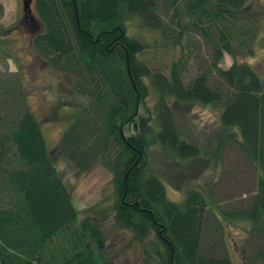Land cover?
Returning <instances> with one entry per match:
<instances>
[{"label":"trees","instance_id":"16d2710c","mask_svg":"<svg viewBox=\"0 0 264 264\" xmlns=\"http://www.w3.org/2000/svg\"><path fill=\"white\" fill-rule=\"evenodd\" d=\"M252 1L35 0L43 27L36 54L69 75L71 94L91 107L76 106L60 147L80 169L100 161L113 172L116 223L138 241L155 237L158 247L146 251L151 264H236L221 222L212 225L213 188L209 201L188 188L182 202H172L148 167L155 144L182 160L200 156L195 142L180 137L173 104L211 105L221 111V127L237 131L219 140L216 153L239 146L260 174L250 199L220 215L248 221L264 237V82L245 60L255 56L260 25ZM133 18L181 48L168 71L140 59L144 46L127 32ZM225 55L233 58L227 69ZM152 95L153 108L140 115ZM125 126L136 133L125 136ZM105 249L100 229L79 220L21 76L0 70V264H114ZM247 249L238 264H264L263 249Z\"/></svg>","mask_w":264,"mask_h":264},{"label":"rangeland","instance_id":"374dc122","mask_svg":"<svg viewBox=\"0 0 264 264\" xmlns=\"http://www.w3.org/2000/svg\"><path fill=\"white\" fill-rule=\"evenodd\" d=\"M22 6L21 0H0V70L21 76L28 107L40 122L47 147L71 193L79 220H89L103 234L106 246L104 258L114 264H151L146 251L151 250V244L158 245L155 237L138 241L131 231L122 229L116 223L113 172L100 161H92L88 168L80 169L61 149L65 132L77 119L74 115L76 106L80 105L82 109L91 107L71 94L73 82L69 75L52 68L36 52L28 49L26 41L18 38V33L8 32L20 17ZM250 6L258 10L260 25L255 56L245 60L255 67L264 82V0H253ZM127 32L144 46L140 59L154 70L168 71L182 55L181 48L167 43L158 31L143 27L139 18L127 23ZM232 64L233 58L225 55L221 66L227 69ZM154 102L152 95L145 106L139 107V114L147 116L146 109L151 110ZM173 106L175 126L180 137L187 142H195L201 151L200 156L194 160H182L155 144L148 151V167L165 181L167 197L172 202H182L188 188L203 191L209 201L211 197L207 194L213 188L212 201L219 204L211 206L209 202L213 214H218L212 225L221 222L228 255L238 264L247 253L248 246L264 250V237L255 234L250 222L226 220L220 214L227 209L237 210L240 204L250 199L249 192L256 189L260 172L239 146L226 147L220 155L216 153V146L222 137L237 133L236 130L225 131L221 127L219 109L201 104ZM123 131L127 137L136 133L130 126H125ZM235 170L238 177L229 176ZM207 217L212 218L213 215Z\"/></svg>","mask_w":264,"mask_h":264},{"label":"flooded vegetation","instance_id":"af4514ba","mask_svg":"<svg viewBox=\"0 0 264 264\" xmlns=\"http://www.w3.org/2000/svg\"><path fill=\"white\" fill-rule=\"evenodd\" d=\"M23 5V0H21ZM35 0H33L31 4V12L24 10V6H22L21 15L16 21L13 28H11L8 32L18 33V38L22 41H26V47L30 49L33 53L35 52L33 47V41L41 33L43 30L42 24L35 14ZM7 32V33H8Z\"/></svg>","mask_w":264,"mask_h":264},{"label":"water","instance_id":"95a60500","mask_svg":"<svg viewBox=\"0 0 264 264\" xmlns=\"http://www.w3.org/2000/svg\"><path fill=\"white\" fill-rule=\"evenodd\" d=\"M33 0H23V6H24V10L26 11H30L31 12V4H32Z\"/></svg>","mask_w":264,"mask_h":264}]
</instances>
